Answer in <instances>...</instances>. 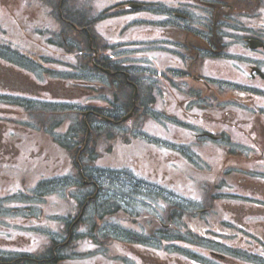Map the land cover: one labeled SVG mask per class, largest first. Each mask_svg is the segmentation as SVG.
Returning <instances> with one entry per match:
<instances>
[{"label": "rangeland", "instance_id": "1", "mask_svg": "<svg viewBox=\"0 0 264 264\" xmlns=\"http://www.w3.org/2000/svg\"><path fill=\"white\" fill-rule=\"evenodd\" d=\"M58 1L59 0H0V26L2 28V32H0V42L4 41L6 44L8 43L12 50L14 48L19 50V52L23 54L22 61H24L26 65L32 63L28 59L29 57H35L37 64L31 66L30 69L28 68L29 70H26L27 73L33 76L35 74L38 77L36 78L34 76L35 79L51 85H56L60 82V79L65 77L64 70L70 69V64H75L80 68L84 66L88 67V65H90V57L87 52H92V50L88 51L82 33L71 32L80 30L74 29L68 24V29L65 28V31L68 32L60 36L64 42L66 38L68 45L66 44L67 46L62 49H58L53 45L60 41L57 37V33L60 32V26L54 17V7L58 4ZM117 1L118 0H68L69 3L74 2L80 5L83 3L87 5L89 11H92V14L102 17L100 23L93 25V30L95 29L94 33L100 38V41L105 44L103 49L106 50L107 53L113 55L114 52L119 51L118 47L117 50L114 48L115 42L123 44L126 50V55L124 54L126 58H129V60L132 58L131 61H135L138 66H141L136 69V71H139V75L142 77V75H145L144 67L146 66L147 53H143V50L139 49L137 44L151 36L147 31V14H145V12H137L134 13V15L124 13V15H129L125 17L126 21L134 20L137 17L144 18L142 19L143 23L140 24L138 21H133L132 24L134 27L128 28L120 24L119 19L115 17L118 16L116 15L118 9L114 8V3ZM242 6L244 7V5ZM114 14L115 16L111 18ZM237 15L238 13L235 14V16ZM119 32H121V36ZM49 42H51V44H47ZM10 47L8 48L9 50ZM68 48L70 51H68ZM33 52H36V56L32 54ZM261 54L262 55L259 57L264 60V54ZM217 56H219L221 60L223 59L219 51ZM1 62L3 61H0V64ZM223 66L222 64V67ZM222 67H218V69ZM79 70L80 69L73 70V74H78ZM45 73L53 77L48 79ZM226 77L236 78V73L233 77V73L231 75V71L228 69ZM257 86L264 89V82L257 81ZM232 90V87H225L221 90V87L218 86H215V89L213 88L209 91L208 89L202 88L204 95L214 94L220 97ZM49 91L50 90H48V92ZM59 91L60 94L64 93L60 89L55 92ZM39 93H42L40 89ZM75 94H78V92ZM256 97L260 98L257 95ZM126 99L127 98H122V101ZM227 99L228 98H196V101L193 102L196 107L195 109H200V111L205 110L212 116V120H207L201 113L196 115L209 124L210 130L216 132L228 127L230 139L227 144L226 140L223 138L227 136L224 132L221 134L217 133L215 135L216 137L207 135L206 138L202 137L199 140L195 139L193 141V137L190 136V133L174 129L172 124L176 123L172 122L170 124L169 122L174 121V118L169 117L173 119L171 120L163 115V118L168 121L170 126L167 129L162 121H155L149 118L147 116V110L145 115L143 111L140 110L137 115H134L129 122H127V127L130 131L136 133L133 138H131L133 135L132 132L130 138L129 134H127L124 135L125 137L114 138L112 142L108 141V143L104 144L102 136L91 137L94 144L87 142L88 148H90V145L92 147L96 145L95 154L98 159L95 160V165H98V167L96 168L95 165H90L88 167L85 165L83 166L87 169L88 174L93 172L94 179L98 180L100 176L99 181L101 185L104 187L112 186V191H110V193L108 192V194L114 195L108 199L111 200L109 206H103L105 207L103 208L95 204L89 207L83 217L75 222L76 224L73 223L74 225L70 226L69 230H73L71 240L65 244L66 246L63 249L59 250V253L61 255H63L62 253H70L72 256H76L75 258L78 260L88 258L92 255L88 258V260H90L89 264H151L155 261H160L161 264H165L169 258L176 259L177 256L179 257L191 251L189 249L191 246L186 245V240L189 239L186 232L190 228L195 227V229L198 230L200 229L198 225L206 222L214 227L216 221L221 225H227L226 222L228 221L235 222L238 225L239 222H242L243 219L249 215L264 217V181L262 180L264 179V175L258 176V179L252 176L254 171H261L264 173V165L262 163V165H255L256 167H252V162L248 161L249 155L254 154L253 152L255 149L253 146L259 149L264 147V117L261 115L262 112L259 114L258 111L251 114L243 112L236 106V103L234 104L231 102V99L229 103H221ZM161 105L162 99H158L157 106L160 107ZM249 106L252 111H255L254 107L258 106V104L252 100ZM45 109L48 112L42 111V108H37L40 114L37 111L28 110L25 123L23 127H21L23 129L18 131V134L22 132V135L26 139V143L21 150H15V153H13V144L6 142V138L12 140L15 138V136L9 137L7 131L9 127L17 128V126H9V124L5 122L11 117L4 116L2 117L3 119L0 120L4 122L6 126L0 128V196H4L2 200L6 201L3 206L0 204V249L24 250L25 252H29L35 249L37 241L43 240L42 237L45 236V234L52 236L53 239H55L54 237L63 236L65 240L68 233L66 232V227L62 228V226L64 221L68 220L69 215L67 214L76 217L79 212V202H83L87 196L80 197L82 193L78 194L76 191H66L65 193H68L70 197L67 198L66 195L63 194L65 198H58V196H56L57 201H55V196H49L51 192L50 188L54 185V180H51L50 183H46L48 185L44 188L38 185V182L44 178H51L59 175L64 176L71 170V161L68 160L67 153L53 145L55 141L53 137L58 138L66 127L73 124V119L76 121L78 119V112H75V114L72 113L73 116L67 113L65 114V119H61L60 117L56 119L57 122L60 121V124L54 125V120L51 118L52 110H48L49 108ZM19 111V108L0 103V113L3 115L11 114L18 116ZM158 114L159 109H157L154 114L155 118L159 117L160 114ZM15 116L12 118H15ZM250 119H252V122L248 127L247 122L250 123ZM242 120H245V122L241 124ZM16 121L17 119L15 121L10 120V123L16 124ZM52 127L55 128L51 134ZM46 128H48V130ZM15 134H17V132ZM82 135L83 137L78 141H83V144L85 143V137L84 134ZM212 137L218 138L217 143L214 142V139H211ZM156 139L163 141L169 140L172 142L181 141L185 146L191 147L196 151L197 156H195L193 161L191 160V163L188 162L189 165L181 161L176 167H168L169 162L162 159L157 152V150L161 149V147L163 148V146L159 147L156 144L150 146L153 149V156H157V162L153 157L150 158V156H148V150L142 146V141L146 143V141L150 142L153 140L154 142L161 143ZM237 141L241 142L240 148L236 146ZM161 144L164 145L163 143ZM11 147L12 149L9 150ZM8 150L9 152H7ZM143 152L146 153L141 157V153ZM178 152L179 150H175L173 153L171 152L169 160H172L174 156L180 159L177 156L179 155ZM263 153L264 152L254 155L261 157ZM134 154H137L136 156L139 158L134 156ZM186 154L188 156L193 155L192 152L188 151ZM227 165L235 167L233 168L235 171H230L231 173L227 178L229 185H234L233 193L244 195L247 199V203L243 204L240 201L226 202L230 209H232V212L230 213L227 210V214L222 215L213 212L216 210L211 198L215 192L220 191V186L217 185V179L215 178H217L216 176L224 175L223 172L227 169ZM149 166L154 167L155 180L157 176L159 180H163L165 175L164 184L166 186L163 185V187L168 189L172 188L168 191L169 194L166 193L170 202L179 203L180 205L187 204V209L192 211L193 208H196L193 203L195 197L199 196L203 203L201 205L205 207L206 210L204 212L197 211L185 215L182 213L180 218L177 216L180 222L178 224V226H181L180 228L172 224V226L168 227V230H166L167 228H164L162 224H160L161 228L156 229L159 219H161L165 213L168 214L166 208H160L163 198L161 197L162 190L160 196H155L153 194L150 196L149 190L147 191V184L142 183V181L146 179L150 181L148 170L145 169L140 172L135 170L137 167L148 168ZM123 167H125L128 172L120 174L123 171ZM120 168L122 170H119ZM185 168L186 170H184ZM131 169L143 175L145 178H143L142 181L137 180L133 176ZM116 175L118 177L121 175L120 188L118 189V183L109 180V177L112 178ZM187 175L197 178H201L202 176L204 177L203 181L207 180L205 178L206 176L211 180L214 176L215 178L209 184L207 183L211 180H207L204 189L198 192L197 190L201 181L195 183L194 187L190 190L186 188L185 198L187 202H183V200L176 198H179L178 194H182L177 186L184 185L187 187V183L184 182ZM36 182L37 189L34 188L31 192L38 195V198H42V200H39L37 203L41 206L44 205L45 210L43 209V211H41L33 208L35 204L33 199H27V203L21 205V208H19L17 205H19L20 201L24 200V196L20 193H16L19 192V190L28 191L29 187ZM125 191H127L130 196L125 195ZM12 192H15V194H12ZM154 192L157 193L159 190L154 188ZM102 194H105V192ZM207 200L208 203H206ZM115 205L121 206L122 209H119V212H112L111 208H114ZM13 206H15L17 210L11 209ZM124 206H127L128 209ZM75 207H77V211ZM240 207L241 211H245L242 218L240 214L234 213V209ZM106 208L109 210H105ZM175 208L176 213H181L179 206H175ZM2 210H4V212H2ZM174 215L176 216V214ZM53 219H56L55 221L57 223H61V226L56 228L57 224ZM262 221L263 223L248 222L247 226L253 229L251 231L259 234L261 231L260 229L264 228V220ZM27 227L29 228L27 229ZM162 228H164L163 231H160ZM27 232L31 234H33V232L37 233V236L35 234L29 236L26 234ZM155 232H160V234H156ZM204 235L207 236L206 233ZM150 238H158L156 244L158 245L159 243L161 247L165 246V249L161 248L159 250V246L157 245L152 247V249L143 246L144 244L141 239L150 241ZM31 240H35L33 246L30 244ZM125 240H134L132 244H137L135 246L129 244V247L127 246L128 250H125L119 244L121 241ZM165 240L168 242L163 243ZM51 245V242H45L44 245H42L43 249L40 248L39 251H45L46 246L48 247ZM96 246H100L98 251ZM121 250L127 251V253H121ZM193 250H195V248ZM191 254L193 253L191 252ZM174 259L170 261V264H181L177 263V260Z\"/></svg>", "mask_w": 264, "mask_h": 264}, {"label": "flooded vegetation", "instance_id": "2", "mask_svg": "<svg viewBox=\"0 0 264 264\" xmlns=\"http://www.w3.org/2000/svg\"><path fill=\"white\" fill-rule=\"evenodd\" d=\"M132 1L126 0L119 7L122 10L134 12L146 9L147 31L151 35L146 38L145 46H140V49L147 53L146 66L144 67L146 93L140 98H147V105L153 107L155 104V110L159 109V113L168 119H171L169 117L174 118V121H169L170 124L176 123L172 124L174 129L187 130L194 135H209L207 122L196 115L201 113L207 120H212V116L205 110L195 109L193 102L196 101V98H228L221 103H229V98H234L244 106L247 103L248 108L251 109L249 104L252 102L248 100L250 98L257 102L259 107H254L255 111H250L245 107L247 111L250 114L263 111L261 115L264 117V89L257 86V81L264 82V77H262L264 75V60L259 57L262 55L261 53L264 54V47L250 49L247 45L249 38H252L254 42L264 43V0H144L142 5L139 4L135 8L132 7V4L137 3ZM240 2L245 3L242 19L247 24L244 32L232 30L235 23L233 21H239L233 15L238 9H233V7ZM162 7L163 9H161ZM136 19L143 22L144 18L137 17ZM122 21H126V18L119 20L120 24ZM121 32H119L120 36ZM90 35L86 31L88 51L91 49L93 52H87L90 57V68L98 69L100 77L96 82L97 91L91 89L84 91L83 97L88 102L86 117L99 118L101 124L107 127L117 139V133L122 134V130L125 132L130 130L127 125H124L126 123H123V120L126 118L123 119V117L133 109L131 98H133L134 85H137L138 80L134 71L139 67L137 63L131 61L132 58L126 61L125 57V61H121L120 56L107 53L101 46L100 38L95 34L93 37ZM115 44L121 45L117 42ZM218 51L223 56L222 60L217 56ZM219 63H222L224 68ZM218 67L222 68L218 69ZM228 69L231 71V75L236 73L238 79L227 78ZM84 85L90 87L91 82L86 80ZM215 86L221 87V90L225 87H241L240 94L233 95L234 91L221 97L214 94H203L202 88L209 91L215 89ZM123 87L125 94L122 91ZM243 87L253 89L246 88L242 91ZM89 98L101 99L97 104L90 105ZM120 98H127L122 115L123 106ZM156 99H162L160 107L157 106ZM185 117L191 120L192 126ZM162 122L167 129L170 127L166 119H163ZM18 140L20 141L21 138ZM71 146L73 147V144ZM150 146L152 144H149V149L146 148L149 152L148 156L153 157L157 162V156H153V149ZM74 149L77 158L82 156L81 161L79 159L76 161L80 164L87 162L85 158L89 157L88 143L76 144ZM145 153H141V157ZM158 153L162 159L169 162L167 150ZM174 162L179 164L181 161L177 159ZM145 169L148 170L149 177L154 179L153 166L137 167L135 170L140 172ZM125 172L128 170L123 167L121 174ZM131 172L137 178V172L133 169ZM226 176L228 178L229 174L226 173ZM79 177H85L82 169ZM157 179H159L158 176ZM164 179L158 181L162 185V191L167 189L163 187V185L166 186ZM118 182L120 187L119 179ZM91 183L87 185H94L97 189V185ZM98 187L100 191L101 186L98 185ZM228 188H232V186ZM184 191L183 188L182 192ZM126 208L128 209V207ZM168 210L167 208L166 212ZM199 211H203V209ZM166 226L168 227V224L164 225V227ZM201 257L215 260V264L218 261L228 262V259L231 258L227 255L224 257L216 255ZM167 263L169 260L165 262V264Z\"/></svg>", "mask_w": 264, "mask_h": 264}, {"label": "trees", "instance_id": "3", "mask_svg": "<svg viewBox=\"0 0 264 264\" xmlns=\"http://www.w3.org/2000/svg\"><path fill=\"white\" fill-rule=\"evenodd\" d=\"M69 4L70 3L68 2V0L63 1L62 7H61L63 18L69 20L71 23L78 25V27H82L84 24V18H83V12H82L83 9L79 6H77L75 3H72L71 5H69ZM5 55H7V54L0 52V56L5 57ZM138 99H139V101L141 100L140 98H138ZM94 120H95L94 123L96 124V126L92 127V129H93L92 132L95 134L93 136L96 137V136H100V135H97V134H100L99 133L100 124L98 122H96L97 121L96 118ZM76 128L77 129H75L74 134H73L74 137H76L82 130V128H80V126L79 127L77 126ZM64 137L59 139V144H61L62 146L65 147L66 143L69 141V139H66V135ZM95 153H96V151L94 149H91L90 150L91 155L89 156V158L94 159ZM156 196H160V194L156 193ZM168 218L171 219V218H176V217L173 214L172 215L170 214ZM176 220H177V218H176ZM70 224H71V222L65 223L67 230L70 227ZM54 242L57 243L58 241L54 240ZM57 248H58V246H56V244L53 243L52 247L51 248L49 247L47 249V251H45L47 253L46 255H44V254H38L37 255L36 253H32V252H31V254L26 253L27 255L25 253H21V255L16 257L17 259L14 262H16V263L20 262V263H25V264H58L61 261L60 259H62V257L58 253ZM56 252L58 253V256H56V254H55ZM3 253L6 254L5 256L7 259L12 257L11 254L7 255L8 253H6V252H3ZM3 253L0 252V256L4 255ZM232 254L241 255L238 252H232ZM36 255H37V257H39V259L38 260L32 259V258L36 257ZM30 257H32V258H30ZM18 260H20V261H18ZM10 261H12V258L10 259ZM256 263H258V262H256Z\"/></svg>", "mask_w": 264, "mask_h": 264}]
</instances>
